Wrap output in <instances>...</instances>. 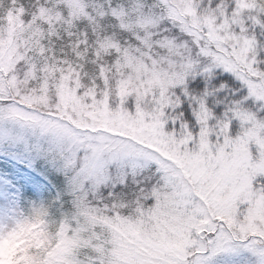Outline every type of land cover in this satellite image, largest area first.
I'll return each mask as SVG.
<instances>
[{"label": "snow or ice", "instance_id": "6c2138e0", "mask_svg": "<svg viewBox=\"0 0 264 264\" xmlns=\"http://www.w3.org/2000/svg\"><path fill=\"white\" fill-rule=\"evenodd\" d=\"M0 121L52 137L24 264H264V0H0Z\"/></svg>", "mask_w": 264, "mask_h": 264}, {"label": "rangeland", "instance_id": "374dc122", "mask_svg": "<svg viewBox=\"0 0 264 264\" xmlns=\"http://www.w3.org/2000/svg\"><path fill=\"white\" fill-rule=\"evenodd\" d=\"M51 141L52 137L49 134L41 133L38 129L14 122L0 121V157L14 161L13 166L18 171L27 172L34 164L49 163L42 152L50 146ZM18 194L19 186H13L0 172V199L3 198L7 205L5 210H2L0 206V213L6 217L4 222L7 223L3 224L2 228L11 229L17 222L27 219L22 216L18 208ZM15 208L18 212L10 218ZM16 255L15 248L9 249L6 264H24V260L14 259Z\"/></svg>", "mask_w": 264, "mask_h": 264}, {"label": "trees", "instance_id": "16d2710c", "mask_svg": "<svg viewBox=\"0 0 264 264\" xmlns=\"http://www.w3.org/2000/svg\"><path fill=\"white\" fill-rule=\"evenodd\" d=\"M24 163V162H22ZM10 159L0 157V172L3 173L11 184L19 186L18 206L25 217L32 214L34 208L45 206L53 198V192L43 187L34 179L39 170L50 169L51 165L34 164L27 172L18 171Z\"/></svg>", "mask_w": 264, "mask_h": 264}, {"label": "clouds", "instance_id": "9594fccd", "mask_svg": "<svg viewBox=\"0 0 264 264\" xmlns=\"http://www.w3.org/2000/svg\"><path fill=\"white\" fill-rule=\"evenodd\" d=\"M42 229L40 223L29 225L25 229L16 232L10 236L0 239V264H6L8 260L9 249L15 248L17 255L14 259L25 260L30 257L32 249L38 242V237L41 235ZM47 241H41L46 243Z\"/></svg>", "mask_w": 264, "mask_h": 264}, {"label": "bare ground", "instance_id": "6f19581e", "mask_svg": "<svg viewBox=\"0 0 264 264\" xmlns=\"http://www.w3.org/2000/svg\"><path fill=\"white\" fill-rule=\"evenodd\" d=\"M0 206H1V209L2 210H5L7 208L6 202H5V200L3 198L0 199ZM15 212H18V209L17 208H15V211L11 212L10 218H13L14 217ZM5 218L6 217L0 213V228L3 227V224L4 225L7 224L6 222H4V219Z\"/></svg>", "mask_w": 264, "mask_h": 264}]
</instances>
